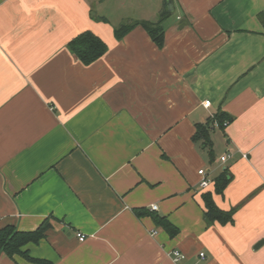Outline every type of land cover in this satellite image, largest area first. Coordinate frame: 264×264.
Wrapping results in <instances>:
<instances>
[{
    "label": "crops",
    "instance_id": "1",
    "mask_svg": "<svg viewBox=\"0 0 264 264\" xmlns=\"http://www.w3.org/2000/svg\"><path fill=\"white\" fill-rule=\"evenodd\" d=\"M167 1L115 25L87 0H0V228L49 221L24 247L31 257L173 264L179 250V264H264V0H171L161 48L140 25L115 38L156 22ZM85 31L107 46L87 66L68 49ZM221 113L209 159L192 137ZM200 169L230 176L222 195L199 188ZM205 192L235 209L233 224L206 225Z\"/></svg>",
    "mask_w": 264,
    "mask_h": 264
},
{
    "label": "trees",
    "instance_id": "2",
    "mask_svg": "<svg viewBox=\"0 0 264 264\" xmlns=\"http://www.w3.org/2000/svg\"><path fill=\"white\" fill-rule=\"evenodd\" d=\"M168 15L169 12L166 7L164 8V11L159 14L158 20L156 22H143L128 25L124 24L120 28L114 29L115 38L121 39L133 26L140 25L148 33L155 45L161 48L164 43L162 23L168 17ZM68 49L80 61V63L87 66L102 57L107 51V46L92 32L85 31L68 43ZM214 121H217L220 127H222V124L227 122V117L225 114L221 113L215 116L214 120H208L203 125L197 124L195 133L192 137L194 142L200 143L201 147L206 151L209 159H213L210 131L214 129ZM229 180L230 179L228 178L226 172H222L217 178H215L211 182L214 194L222 195ZM201 200L203 204V219L207 226H212L214 224L221 226L233 224V215L235 213V209L230 211H223L219 209L213 200L211 192L203 193L201 195ZM134 212L137 216L147 214L142 209L135 210ZM153 219L156 225L160 226L169 237H174L177 235L178 230L165 218L153 216ZM50 228L51 226L47 220L32 232L19 231L13 225H7L0 228V255L4 254L10 259H13L17 256L31 264H51L46 260L31 257L29 253L24 250L26 245L37 244L41 239H43L45 237L46 231Z\"/></svg>",
    "mask_w": 264,
    "mask_h": 264
},
{
    "label": "rangeland",
    "instance_id": "3",
    "mask_svg": "<svg viewBox=\"0 0 264 264\" xmlns=\"http://www.w3.org/2000/svg\"><path fill=\"white\" fill-rule=\"evenodd\" d=\"M91 5L90 14H96V17L104 16L111 24L118 25V19L127 15V22L134 19L141 6L151 3V0H87ZM153 1V0H152ZM123 22V21H122Z\"/></svg>",
    "mask_w": 264,
    "mask_h": 264
},
{
    "label": "built area",
    "instance_id": "4",
    "mask_svg": "<svg viewBox=\"0 0 264 264\" xmlns=\"http://www.w3.org/2000/svg\"><path fill=\"white\" fill-rule=\"evenodd\" d=\"M202 106L205 109H208L210 107V102L209 101H204L202 103ZM226 124H227V122H224L222 124V126H225ZM213 127L214 128H219L220 125H219V123L217 121H214L213 122ZM228 157H229V155H226V157H224L223 160L225 158H228ZM198 175L201 177L200 182L198 184L199 188H201V189L208 188L210 186V184H211V180L208 179L206 171L204 169H200V170H198ZM150 209H151V211H156L157 207L156 206H152ZM76 238H77V240L79 242H83V241H85L86 236L81 234V233H77L76 234ZM199 257L203 258L204 254L203 253H199ZM171 259H172L173 264H179L182 260L185 259V256L179 250H172L171 251Z\"/></svg>",
    "mask_w": 264,
    "mask_h": 264
},
{
    "label": "water",
    "instance_id": "5",
    "mask_svg": "<svg viewBox=\"0 0 264 264\" xmlns=\"http://www.w3.org/2000/svg\"><path fill=\"white\" fill-rule=\"evenodd\" d=\"M167 10H168V12L172 11V1L171 0L167 1ZM228 178H230V176H228ZM263 244H264V239H262L258 243H256V245L254 246V249L260 248Z\"/></svg>",
    "mask_w": 264,
    "mask_h": 264
}]
</instances>
